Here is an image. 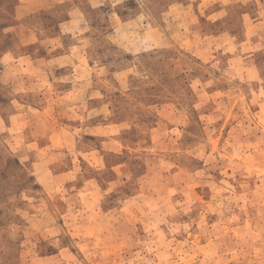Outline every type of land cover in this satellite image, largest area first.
I'll return each instance as SVG.
<instances>
[{
  "label": "rangeland",
  "instance_id": "rangeland-1",
  "mask_svg": "<svg viewBox=\"0 0 264 264\" xmlns=\"http://www.w3.org/2000/svg\"><path fill=\"white\" fill-rule=\"evenodd\" d=\"M258 11L0 0V264H264Z\"/></svg>",
  "mask_w": 264,
  "mask_h": 264
},
{
  "label": "crops",
  "instance_id": "crops-1",
  "mask_svg": "<svg viewBox=\"0 0 264 264\" xmlns=\"http://www.w3.org/2000/svg\"><path fill=\"white\" fill-rule=\"evenodd\" d=\"M228 1H232V0H228ZM233 1H237V0H233ZM256 1H258L259 8H262V12L258 11V13H256L254 16L245 20L244 27H245L246 37H244L243 41L244 40L245 41L243 43H245L251 37H254L255 34L258 36L260 29H262L264 26L263 25L264 24V0H256ZM218 11H220L219 6L215 7L214 10H211L210 14H208V17L210 18L213 13L217 14Z\"/></svg>",
  "mask_w": 264,
  "mask_h": 264
}]
</instances>
